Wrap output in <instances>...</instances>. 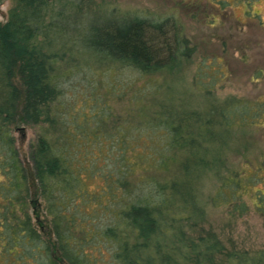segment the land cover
I'll use <instances>...</instances> for the list:
<instances>
[{"label":"trees","instance_id":"obj_1","mask_svg":"<svg viewBox=\"0 0 264 264\" xmlns=\"http://www.w3.org/2000/svg\"><path fill=\"white\" fill-rule=\"evenodd\" d=\"M91 1L15 0L0 21V264H95L104 250L113 264H211L209 251L221 248L213 235L189 239L182 228L203 214L207 169L219 180L212 206L230 216L250 205L264 214V190L251 179H264V163L249 175L215 169L223 136L251 121L252 106L190 107L183 91L156 98L191 53L177 21L106 16L90 10ZM88 64L117 69L125 84L145 78L117 120L98 105ZM74 83L93 110L66 101ZM18 124L35 128L29 159L52 243L29 216L26 172L10 134ZM224 264H264V255L230 253Z\"/></svg>","mask_w":264,"mask_h":264},{"label":"rangeland","instance_id":"obj_2","mask_svg":"<svg viewBox=\"0 0 264 264\" xmlns=\"http://www.w3.org/2000/svg\"><path fill=\"white\" fill-rule=\"evenodd\" d=\"M92 0L90 10L106 16L137 15L149 19L171 17L177 21L181 34L191 48L189 57L183 59L173 70L169 85L158 90L156 98L166 93L183 91L190 107L210 101L218 105L227 101H243L252 106L248 111L251 121L231 126L222 139L218 150L221 162L215 167L222 174L242 169L250 174L254 167L264 163V0ZM15 0H0V21H4ZM91 83L97 91V102L106 106L112 118L123 113L132 87H142L146 82L140 78L125 84L117 69L104 65L88 64ZM127 70L125 76L127 75ZM90 72H93L90 74ZM134 76L129 73L126 78ZM154 80L160 77L154 75ZM134 79V78H132ZM80 83V82H79ZM66 101L74 109L82 105L81 88L74 83ZM113 87V89H112ZM87 88H84V90ZM102 103V104H103ZM90 104V102H89ZM93 110L90 108L87 109ZM247 115V116H248ZM121 116H119V119ZM248 119H250L248 117ZM22 128V129H21ZM135 133V132H134ZM13 145L26 172L29 216L33 226L49 243L53 235L49 230L38 190L32 176L29 147L35 139V128L18 124L10 131ZM142 134V133H140ZM128 135V134H126ZM140 147V142L137 143ZM140 149V148H139ZM142 149V148H141ZM136 174L143 175V170ZM253 179V187L264 190V179ZM219 183L213 169H207L200 184L199 203L203 214L196 225L183 223L186 238L212 234L220 249L210 250L211 264H224L227 254H239L248 258L264 255V214L250 205L240 216H230L224 206H212L210 195ZM243 199L249 201L244 195ZM95 264H113L104 250Z\"/></svg>","mask_w":264,"mask_h":264},{"label":"water","instance_id":"obj_3","mask_svg":"<svg viewBox=\"0 0 264 264\" xmlns=\"http://www.w3.org/2000/svg\"><path fill=\"white\" fill-rule=\"evenodd\" d=\"M22 129V128H21Z\"/></svg>","mask_w":264,"mask_h":264}]
</instances>
